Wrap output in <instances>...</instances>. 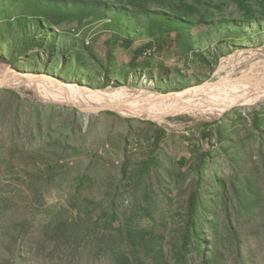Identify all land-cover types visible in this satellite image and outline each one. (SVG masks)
<instances>
[{
	"label": "rangeland",
	"instance_id": "1",
	"mask_svg": "<svg viewBox=\"0 0 264 264\" xmlns=\"http://www.w3.org/2000/svg\"><path fill=\"white\" fill-rule=\"evenodd\" d=\"M259 1L253 9L264 13V0ZM233 9L224 8V18ZM55 29L82 36L97 59L110 56L123 69L121 76L128 75L115 82L110 73L108 81L91 67L94 80L89 82L74 74L56 75L35 61L0 58V71L15 75V84L0 83V264H207L206 259L264 264V98L246 107L234 105L217 118L179 112L159 115L164 121H157L88 101L82 106L44 100L23 81L49 78L82 91L129 89L141 97L178 93L212 80L223 59L229 61L228 71L261 69L264 35L256 38L257 26L244 28L252 40L227 47L216 64L192 52L183 55L168 43L161 50L146 46L147 36H137L130 48L113 44L111 29L91 18ZM136 49L152 53L138 56ZM135 55L150 67L136 74L125 69ZM180 76L189 78L182 90L163 91L159 85ZM77 105L91 109L89 114ZM75 108L82 133L74 141L65 139L64 122ZM36 112L47 123L42 129L48 146L37 144L24 120ZM252 113L260 118L257 125ZM157 127L164 129L158 144ZM59 138L68 140L62 151ZM192 187L199 189L197 217L186 238ZM199 240L207 252L199 250Z\"/></svg>",
	"mask_w": 264,
	"mask_h": 264
},
{
	"label": "trees",
	"instance_id": "2",
	"mask_svg": "<svg viewBox=\"0 0 264 264\" xmlns=\"http://www.w3.org/2000/svg\"><path fill=\"white\" fill-rule=\"evenodd\" d=\"M7 1L11 3L9 7L5 6L4 0H0V58L11 62L19 58L29 63L35 61L43 64L45 69L51 70L56 75L69 77L74 74L76 78L88 79L89 82L94 80L89 73L93 68L101 70L108 81H110L108 78L110 73H113L110 76L115 82L120 81L121 78L126 79L128 74L121 76L123 69L114 65L110 56L105 60L97 59L82 36L55 29L74 19L82 21L85 18H91L102 22L104 27L112 31L110 41L113 44H121L125 48H130L137 36H147L150 40L146 46L154 45L161 50L163 44L168 43L183 55L192 52L201 60L211 61L214 64L225 55L227 47L252 40L253 34H247L244 28L256 25V38L261 39L264 35V13H257L253 9L256 4H259V0ZM231 6H234V9L228 15L229 17L224 18L222 10ZM218 9L220 11L217 13ZM238 12H242V16L234 19V14ZM4 20H7V23ZM192 29H196L198 33H191ZM236 34L244 36L240 40H234L233 38H237ZM41 51H44L47 56L41 57ZM136 53L140 56L145 51L136 49ZM138 56L135 55L129 65L125 66V69H130L133 74L150 67L149 61H138ZM59 62L60 65H58ZM188 79L180 76L176 80L165 82L164 78V81H159V85L164 86L160 89L182 90L188 87ZM74 111L64 124L68 129L65 139L71 138L75 141L82 133V128L81 118L76 112L78 110L75 108ZM252 114L257 125L260 118L257 114ZM15 118L16 121L19 120L18 116ZM42 118H44L43 113L36 112L32 119L29 117L24 120L30 127L31 133H34L35 138L38 139L37 144L44 143L48 146L47 133H44L42 129L45 125L47 126V123H42ZM208 124L205 123V125ZM163 134L164 129L157 127L154 136L157 144ZM58 141H60L59 150L62 151L67 146L68 140L65 142L59 138ZM47 149L54 151L52 148ZM263 155L264 152L262 157ZM203 163L204 159L198 166L199 170ZM198 199L199 189L190 188L186 207V238L190 237L196 224ZM198 246L201 252L209 250L205 241L199 240ZM210 251L212 252V248ZM208 260L206 259V263L211 264ZM157 264L164 263L160 261Z\"/></svg>",
	"mask_w": 264,
	"mask_h": 264
},
{
	"label": "bare ground",
	"instance_id": "3",
	"mask_svg": "<svg viewBox=\"0 0 264 264\" xmlns=\"http://www.w3.org/2000/svg\"><path fill=\"white\" fill-rule=\"evenodd\" d=\"M227 60L221 61L212 80L166 95L148 92L141 97L136 91L129 89H119L114 93L82 91L49 78L30 77L23 81L31 84L40 98L49 101L80 105L88 101L95 107L113 108L124 115L145 116L157 121H164L162 115L179 112L202 119L217 118L234 105L246 107L264 98V66L255 73L252 71L246 74L241 70L243 68L236 66L232 70H226L229 64ZM13 79L15 75L0 71V83L13 85ZM18 82L17 79L16 83Z\"/></svg>",
	"mask_w": 264,
	"mask_h": 264
},
{
	"label": "water",
	"instance_id": "4",
	"mask_svg": "<svg viewBox=\"0 0 264 264\" xmlns=\"http://www.w3.org/2000/svg\"><path fill=\"white\" fill-rule=\"evenodd\" d=\"M78 106V105H77ZM79 108H81V109H83V110H85L86 111V115H88L89 114V111L91 110V109H89V110H86V109H84L83 107H81V106H78ZM99 110V108H95V109H93V111H98Z\"/></svg>",
	"mask_w": 264,
	"mask_h": 264
},
{
	"label": "built area",
	"instance_id": "5",
	"mask_svg": "<svg viewBox=\"0 0 264 264\" xmlns=\"http://www.w3.org/2000/svg\"><path fill=\"white\" fill-rule=\"evenodd\" d=\"M151 52H152L151 50L145 51L144 55H147V54L150 55Z\"/></svg>",
	"mask_w": 264,
	"mask_h": 264
}]
</instances>
